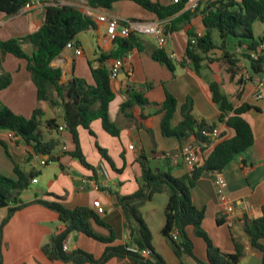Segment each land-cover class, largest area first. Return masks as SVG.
<instances>
[{"label": "crops", "instance_id": "0c3cea01", "mask_svg": "<svg viewBox=\"0 0 264 264\" xmlns=\"http://www.w3.org/2000/svg\"><path fill=\"white\" fill-rule=\"evenodd\" d=\"M81 0H37L36 5L28 11L20 13L10 19L1 15L0 42L11 39H21L36 31L44 20V6L46 3L60 5H76ZM162 5H169L175 0H151ZM202 0H199V2ZM132 2L121 1L115 3L110 10L101 11L120 20H140L155 22L158 19L138 5L143 13L129 14L126 9H131ZM203 6L200 7V10ZM178 16V15H177ZM177 16L166 19L168 23ZM177 21V19H176ZM174 22L173 30L167 34V43L159 48L153 37L148 35L133 36L132 45L127 51L120 50L105 32V25L94 21V27L78 34L75 39L82 53L77 56L72 48H65L55 58L51 65L62 72V81L71 77L85 80L93 85L90 72L91 65L96 64L100 53H119L127 56L123 64V75L131 85L136 88H124L121 82L122 74L110 82L114 94L113 100L108 105V116L111 122L118 123L122 128L119 137H112L101 128L99 121L91 124L94 136L86 130L79 129L81 151L86 162L95 169V178L92 171L84 168L77 160L66 153L72 151L74 146L67 132L61 135L62 144L55 150L58 161L48 168L47 164L41 165L38 157L33 153L32 147L22 139L9 138L7 130L0 129V175L15 179L14 166L18 165L24 172L31 170L42 174L41 183L31 192L25 190L20 200L30 204L35 200L55 201L54 197L67 209L87 207L93 209V203L100 201L105 208L102 215H98L103 225L90 220L92 230L105 238L112 236V246L124 245L128 242L127 232L121 210L115 205V196L133 195L141 183V168L138 157L143 154L149 162L150 168L155 172L170 173L173 177H181L190 172L181 157L172 163L167 154L178 155L180 147L177 138L165 137L161 131V121L165 114L162 104L166 94L176 100V112L170 126H177L182 120L181 107L191 100L192 115L200 122L215 124L220 131V136L231 138L234 131L229 129L224 121H219L220 111L211 99L208 84L215 81L221 84L222 92L234 107L246 103L258 108L247 112L243 118L249 123L254 143L245 152L235 155L233 160L221 172L228 184L227 192L235 202L236 216L231 225H228L222 215L221 204L215 193L213 175L203 174L191 189V199L197 210L205 213L201 229L206 233L214 246L221 252L232 254L234 252L233 240L244 245L245 255L240 264H261V253L250 246L249 238L243 231L245 219L255 220L261 216V207L264 203V98L255 99L257 87L255 82H261L264 88V71L253 74L239 56L235 47L237 42L233 39L227 41V52L234 57L236 54L239 62V71L233 78L227 71V64L221 59V53H212L218 59L209 63L203 61L197 73L189 59L186 60L188 30L203 34L201 15L198 13L187 20ZM169 30V29H168ZM27 54L32 53L29 44L22 46ZM162 49L170 58L176 54V59H171L174 71L151 58L153 51ZM112 59L107 62L110 67ZM236 70V68H235ZM11 75L10 85L0 90V102L13 114L23 118H30L37 106L36 87L27 71V62L6 54L0 61V73ZM226 90L228 94H226ZM142 91V92H140ZM133 94L142 95L147 106L134 105L127 113L129 117L120 112L122 104L127 102ZM239 96V97H238ZM43 121L56 119L61 126L63 118L61 111H53L46 104H41ZM231 113L227 114V117ZM148 129V131H147ZM43 131H45L43 129ZM150 131V133H149ZM54 133L44 136L53 137ZM185 147H192L202 159L212 151V146L206 147L202 152L197 148V143L190 137ZM65 146V153L62 150ZM106 151L112 165L105 160L97 148ZM43 159L47 160L44 156ZM203 162V159H202ZM62 166V167H61ZM101 166L106 171L104 176ZM36 180V179H35ZM82 182L81 185H78ZM32 184H38L32 182ZM52 196H51V195ZM163 195V194H161ZM156 195L153 200L141 208L142 219L150 231L151 244L154 251L161 256L164 264H179L171 247L161 235L164 225L163 209L167 201H158ZM158 203V206H155ZM247 204V207L245 206ZM7 214L6 207H0V225ZM220 221V223L217 222ZM63 229L58 221L57 214L39 204H30L15 212L9 221L0 228L1 259L3 264H72L61 261H50L41 251V246L50 242L51 238ZM188 239L193 245V254L200 261H206V244L202 238L195 234L193 227L186 229ZM264 244V241H263ZM106 245L86 237L82 233H72L67 242V253L81 250L99 259ZM183 264H195L185 256ZM104 264H133L128 258H111Z\"/></svg>", "mask_w": 264, "mask_h": 264}, {"label": "trees", "instance_id": "16d2710c", "mask_svg": "<svg viewBox=\"0 0 264 264\" xmlns=\"http://www.w3.org/2000/svg\"><path fill=\"white\" fill-rule=\"evenodd\" d=\"M29 0H0V15L10 19L18 16L23 6ZM90 7L98 10H110L115 3L129 1L138 5L143 10L152 13L158 20H166L177 16L167 25V32L173 30L174 22L187 20L197 13L201 15V24L204 33L197 37L193 30H188V42L186 60L189 59L194 70L198 73L203 61L212 63L218 59L211 55L215 52L221 53V59L228 65L227 71L230 77L239 71L237 63L239 59L227 52V41L233 39L237 42L236 48H245L246 52L240 53L242 60L247 61L248 67L253 74H260L264 71V49L257 53L256 57L247 54L249 51H257L259 46L264 45V38L255 39L252 26L255 23L264 25V0H202L194 11L185 10L187 0H178L167 6L151 0H86ZM202 9L200 10V7ZM176 21V22H177ZM94 27V21L85 16L76 5H60L57 3H46L44 6V20L42 25L34 32L21 39H11L0 42V61L6 54L27 62V71L36 87L37 106L30 118H23L13 114L5 105L0 102V129L7 130L20 137L27 145L32 147L36 156L47 157L46 164L58 161L55 150L62 144L59 126L56 119L43 121V110L41 104H46L51 110L61 111L66 131L73 143V150L66 154L77 160L84 168L91 170L95 178V169L90 166L81 151L79 141V129L86 130L94 136L91 124L99 121L104 132L112 137H119L121 126L111 122L108 116V105L113 100L114 94L110 86V71L107 62L119 59L123 56L117 53H100L95 65H91L90 72L93 85L85 80L71 77L62 81V72L54 68L51 63L62 51L75 41L79 33ZM169 29V30H168ZM132 41L133 36L129 37ZM195 38V44L191 39ZM78 45L76 42H74ZM120 50L124 52L132 47L127 39L114 41ZM29 44L32 53L27 54L22 46ZM151 58L165 66L171 72L174 71L172 60L158 49L152 52ZM236 68V70H235ZM11 83L9 73H0V90L7 88ZM209 92L213 103L220 111L219 121H224L226 126L234 131L231 138L206 137L204 133L211 132L215 124L208 125L204 121L198 122L192 115L191 100L181 107L182 120L175 126H170V121L176 112V100L169 94L162 104L165 114L161 121V131L165 137H175L179 142L180 151L185 143L193 137L197 148L202 152L206 147L212 146L208 156L203 157L201 165L196 166L188 174L181 177H173L170 173L155 172L150 166L146 157L141 154L138 163L141 168V183L138 190L131 196H115V205L121 210L124 227L127 232L128 242L124 245L112 246L113 238L102 237L96 234L89 221L100 222L94 210L87 207L75 209L65 208L57 197L55 201L35 200L30 204H39L54 211L63 229L51 238V241L41 246L42 253L50 261H61L72 264H104L111 258H128L133 264H164L163 259L158 255L151 244V234L146 227L141 208L151 202L156 195H165L166 204L163 209L164 225L161 235L165 238L179 264L185 256L190 257L195 264H240L245 255L244 245L233 240L234 252L226 254L214 246L206 233L201 229L205 213L197 210L191 199V189L197 180L206 173L215 175L221 173L233 160L235 155L245 152L254 143V137L249 123L243 116L258 108L249 104H242L234 107L222 92L221 84L210 81ZM239 97V96H238ZM147 100L139 94H133L127 102L121 105L120 112L129 117L127 111L134 105L147 106ZM231 116L227 117V114ZM43 129L45 131H43ZM148 131V129H147ZM54 133L53 137L44 138ZM150 133V131H149ZM101 156L111 165L106 151L97 148ZM65 153V151H64ZM62 167V166H61ZM15 179L0 175V201L6 203L7 214L2 220V228L18 210L30 204L21 202L22 193L27 190L35 180L38 172L33 170L24 172L18 165L14 166ZM51 195V194H50ZM52 196V195H51ZM220 223L219 220H217ZM193 227L196 236L202 238L206 244V261L198 260L193 254L192 242L188 239L186 229ZM243 231L249 238L252 249L261 253V264H264V203L261 207V216L255 220H247L243 224ZM82 233L88 238L105 244L106 247L102 256L95 259L92 255L81 250L71 253L63 250V245L72 233ZM177 232L178 241L172 235ZM134 247L138 252L128 250ZM145 251L147 256H141L140 252ZM0 264L1 242H0Z\"/></svg>", "mask_w": 264, "mask_h": 264}, {"label": "built area", "instance_id": "2783aa9c", "mask_svg": "<svg viewBox=\"0 0 264 264\" xmlns=\"http://www.w3.org/2000/svg\"><path fill=\"white\" fill-rule=\"evenodd\" d=\"M37 0H29L21 9L20 13H23L25 11L31 10L36 5ZM178 0H175L174 3H177ZM199 0H187L185 4V10L194 11L198 6ZM77 8L81 10V12L85 15L90 17L93 21H96L98 23H103L105 25V32L108 38L114 42L119 39H127L130 36H141V35H148L154 38L157 46L159 48H163L165 44L167 43V25L168 20H157L155 22H147V21H139V20H120L112 15H108L107 13L101 12V10L93 9L89 6L86 0H81L77 4ZM1 16H0V24H1ZM197 37L201 36L202 34L195 33ZM73 40L70 42V44L67 46L69 48H72L74 50L75 55L79 56L82 51L81 48H79ZM191 44H195L196 39H191ZM66 47V48H67ZM264 49V45L259 46L257 51H249L247 54L251 57H256L257 53L260 50ZM239 53L246 52L245 48H238ZM127 56L114 59L109 67L110 71V80L114 81L116 80L120 68L123 67V64L125 63V59ZM171 59H176V54H171ZM257 87V92L255 93V99H263L264 98V88L261 82L256 81L255 82ZM59 131L65 132L66 131V125L63 123L61 126H59ZM206 137H212L214 139L220 137V131L217 127H214L211 132L204 133ZM9 138L14 139H20V137L16 136L14 133L10 132L8 133ZM62 150L65 151V146H62ZM38 157V156H37ZM167 157L170 158V161L172 163H176L177 158L181 157L185 165L190 169V171L193 170L196 166H199L202 164V159L199 156V152H197L192 147H184L182 151L176 154H167ZM40 164L45 165V159L43 157H38ZM101 170L106 176V171L101 166ZM35 183L36 180H33ZM213 184L215 188V193L219 199V202L221 204V211L223 218L225 222L228 225H231L233 219L236 216V209H235V202L230 198L227 192L228 184L227 181L222 173H217L213 176ZM247 207V204H245ZM93 209L97 215H102L105 212V208L102 206L100 201H95L93 203ZM174 240L178 241L179 235L177 232H174L172 235ZM67 242L63 245V250H67ZM129 251L137 253L138 251L134 247H129ZM141 256L146 257L147 253L145 251L140 252Z\"/></svg>", "mask_w": 264, "mask_h": 264}, {"label": "rangeland", "instance_id": "374dc122", "mask_svg": "<svg viewBox=\"0 0 264 264\" xmlns=\"http://www.w3.org/2000/svg\"><path fill=\"white\" fill-rule=\"evenodd\" d=\"M131 5V9H126L129 13V14H135V15H139V13H143L142 11H140L141 9L138 8L136 5L130 3ZM135 12H139V13H135ZM140 21V20H139ZM252 31H253V36L255 39H259V38H264V25L263 24H260V23H255L253 26H252ZM242 54V53H241ZM240 54V55H241ZM247 66H248V63H246ZM226 94H228V91L226 90ZM51 165H54V162H49L47 164V167L45 168H48L50 167ZM38 182V184H30L28 190L31 192L32 190H34L36 187H38V185L41 183V180H42V174H37L36 178H35ZM158 198V201L157 202H160L161 200L165 199V196L163 195H160L157 197ZM155 206L157 207L158 206V203H155Z\"/></svg>", "mask_w": 264, "mask_h": 264}, {"label": "water", "instance_id": "95a60500", "mask_svg": "<svg viewBox=\"0 0 264 264\" xmlns=\"http://www.w3.org/2000/svg\"><path fill=\"white\" fill-rule=\"evenodd\" d=\"M119 73L123 75V68H120ZM122 84H123V89L124 88H136V84H130L129 82L126 81L125 75H123V77L120 79ZM142 92V91H140ZM82 182H79L78 185H81ZM6 203L0 201V207H6Z\"/></svg>", "mask_w": 264, "mask_h": 264}]
</instances>
